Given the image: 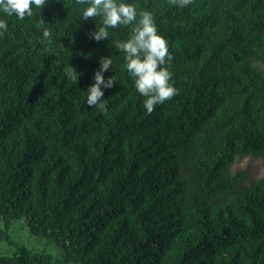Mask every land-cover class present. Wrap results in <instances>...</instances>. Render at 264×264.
Masks as SVG:
<instances>
[{"label":"trees","instance_id":"obj_1","mask_svg":"<svg viewBox=\"0 0 264 264\" xmlns=\"http://www.w3.org/2000/svg\"><path fill=\"white\" fill-rule=\"evenodd\" d=\"M130 2L172 55L178 93L151 114L113 47L130 27L96 42L72 0L0 15V242L23 217L67 253L21 247L0 264H264V178L230 173L245 156L264 166V0ZM107 55L102 111L85 99Z\"/></svg>","mask_w":264,"mask_h":264},{"label":"clouds","instance_id":"obj_2","mask_svg":"<svg viewBox=\"0 0 264 264\" xmlns=\"http://www.w3.org/2000/svg\"><path fill=\"white\" fill-rule=\"evenodd\" d=\"M48 0H0V15L24 20L34 11H41ZM193 0H173L180 8L187 7ZM80 21L95 20V30L89 33L96 42L109 40V29L130 27L127 39L113 41V47L123 53L124 69L133 82L135 91L143 98L146 113L151 114L157 105H162L178 93L172 81V73L166 65L172 60L168 42L158 33L151 11L137 10L130 0H72ZM96 18H99L98 21ZM41 19L42 39L50 41L52 31ZM8 31L5 19L0 18V36ZM113 68L111 55L102 56L98 69L93 74V83L88 85L85 103L106 111L104 90L113 87L114 76L105 78L104 73ZM66 77L77 84L81 75L74 66L64 69Z\"/></svg>","mask_w":264,"mask_h":264},{"label":"rangeland","instance_id":"obj_3","mask_svg":"<svg viewBox=\"0 0 264 264\" xmlns=\"http://www.w3.org/2000/svg\"><path fill=\"white\" fill-rule=\"evenodd\" d=\"M242 171H245L249 180L252 181L264 178V166L262 161L258 158L251 156L237 158L230 167V173L234 174ZM3 225L0 218V230H3ZM8 236L12 243L11 245H8L6 242H0V253L5 256L14 255L17 249L21 247H25L33 252L44 251L50 253L54 260H63L67 255L58 242L45 239L43 236L34 237L31 235L27 228L26 219L23 217L11 224Z\"/></svg>","mask_w":264,"mask_h":264}]
</instances>
